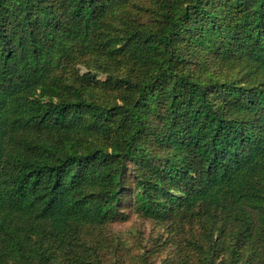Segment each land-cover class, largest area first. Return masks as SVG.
<instances>
[{
  "label": "trees",
  "instance_id": "obj_1",
  "mask_svg": "<svg viewBox=\"0 0 264 264\" xmlns=\"http://www.w3.org/2000/svg\"><path fill=\"white\" fill-rule=\"evenodd\" d=\"M126 200L264 264V0H0V264H107Z\"/></svg>",
  "mask_w": 264,
  "mask_h": 264
},
{
  "label": "rangeland",
  "instance_id": "obj_2",
  "mask_svg": "<svg viewBox=\"0 0 264 264\" xmlns=\"http://www.w3.org/2000/svg\"><path fill=\"white\" fill-rule=\"evenodd\" d=\"M213 47V41L196 45L195 52L184 60L186 69L217 72L210 61L209 49ZM80 69L85 71L83 66ZM100 79L105 80V77ZM129 202L126 200L120 205L103 232L106 245L102 255L107 264H178L181 257L194 261L189 242L193 237L200 238L202 230L198 224L186 225L184 231L173 229L155 218L137 213Z\"/></svg>",
  "mask_w": 264,
  "mask_h": 264
}]
</instances>
